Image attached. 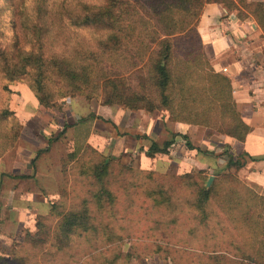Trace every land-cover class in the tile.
Listing matches in <instances>:
<instances>
[{
  "label": "trees",
  "instance_id": "obj_1",
  "mask_svg": "<svg viewBox=\"0 0 264 264\" xmlns=\"http://www.w3.org/2000/svg\"><path fill=\"white\" fill-rule=\"evenodd\" d=\"M11 1L12 26L20 25L32 33L33 46L23 48L18 39L8 45L0 44V73L6 81L5 89L22 80L46 108L58 106L63 97L84 96L88 100L100 99L103 105H119L130 110H161L171 122L212 128L241 142L251 132L238 110L231 79L217 72L207 58L198 23L207 3H224L229 9L238 10L239 18L252 15L264 27V2L104 0L101 4H91L62 0L59 20L66 21L73 29H95L103 37L88 48L49 53L45 48L49 30L44 24L49 0H33L32 16L26 6L30 0H0V25L6 11L12 10L8 6ZM130 70V76H126L124 71ZM136 73L133 81L131 75ZM93 117L91 114L82 122ZM19 129L15 113L1 109L0 155L16 145ZM178 136L185 139L188 150L208 154L195 146L188 135L174 133L162 145L152 141L147 155L168 154ZM224 153L227 166L213 173L210 187H207L210 177L207 169L163 175L162 179H155L154 171L148 172L134 185L156 207L171 211L179 207L174 202L176 191L188 189L191 197L187 204L192 219L207 228L212 215L223 216L218 225L223 235L229 236L225 249L214 243L206 254L198 255L195 264H264V192L258 185L243 181L237 173L227 171L232 167L239 169L243 163L229 150ZM81 168L94 187L89 197L78 206L62 210L54 203L51 215L39 218V230L27 234V243L43 246L51 239V246L62 251L73 237L94 230L96 216L89 207L91 202L99 213L108 204L116 203L117 195L111 188L116 181L113 161L101 157L92 165L81 164ZM123 168L134 171L124 164L119 167V173ZM50 221H56L53 227ZM212 236L216 238L215 232ZM12 262L0 252V264Z\"/></svg>",
  "mask_w": 264,
  "mask_h": 264
},
{
  "label": "rangeland",
  "instance_id": "obj_2",
  "mask_svg": "<svg viewBox=\"0 0 264 264\" xmlns=\"http://www.w3.org/2000/svg\"><path fill=\"white\" fill-rule=\"evenodd\" d=\"M61 1L49 0L46 4L44 24L49 31L45 48L49 53L88 48L103 37L95 29H73L59 20ZM83 1L101 4L104 0ZM11 4L12 1L8 6L12 9ZM26 6L32 16L34 1H26ZM13 10L6 11L2 19L0 44L18 39L23 48H31L32 33L20 25L12 26ZM124 72L130 76L132 70ZM2 75L0 110L10 109L20 123L16 145L0 155V252L13 260L12 264H195L198 255L206 254L214 243L225 249L229 236L223 235L218 225L223 216L212 215L208 228L193 220L187 204L191 197L188 189L176 191V211L156 207L137 192L134 184L146 173L154 171L155 179H160L163 175L196 172L200 170L196 161L201 157L211 164L205 167L210 177L223 168L217 157L188 150L181 136L176 137L168 154L149 157L147 150L152 141L162 145L175 133L173 122H168L164 112L103 105L100 99L88 100L84 96L63 97L58 106L46 108L22 80L5 89ZM134 75L137 73L131 75L132 79ZM91 114L93 118L82 122ZM210 129L211 135L222 134ZM211 149L221 150L214 140ZM222 150L223 156L228 148ZM101 157L113 161L116 181L111 188L117 201L108 204L102 213L95 203L89 204L96 216L94 230L73 237L62 251L51 246V239L43 246L27 243V234L39 230V218L51 215L54 203L62 210L78 206L89 197L94 187L91 178L84 177L81 164L92 165ZM124 164L134 171L123 168L119 173ZM55 222L49 225L53 227Z\"/></svg>",
  "mask_w": 264,
  "mask_h": 264
},
{
  "label": "crops",
  "instance_id": "obj_3",
  "mask_svg": "<svg viewBox=\"0 0 264 264\" xmlns=\"http://www.w3.org/2000/svg\"><path fill=\"white\" fill-rule=\"evenodd\" d=\"M198 31L214 69L231 79L238 110L251 132L241 142L219 133L211 135L210 128L182 122H173V131L188 135L195 146L208 153L203 155L217 157L222 167L227 166L226 157L221 155L227 147L243 163L241 168L229 170L238 171L242 180L258 185L264 192V27L252 15L239 18L238 10H231L224 3H207ZM213 140L221 150L211 149ZM196 162L200 169L211 165L203 157Z\"/></svg>",
  "mask_w": 264,
  "mask_h": 264
},
{
  "label": "water",
  "instance_id": "obj_4",
  "mask_svg": "<svg viewBox=\"0 0 264 264\" xmlns=\"http://www.w3.org/2000/svg\"><path fill=\"white\" fill-rule=\"evenodd\" d=\"M214 176H211L207 182V187H210L213 182Z\"/></svg>",
  "mask_w": 264,
  "mask_h": 264
}]
</instances>
